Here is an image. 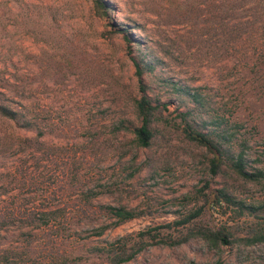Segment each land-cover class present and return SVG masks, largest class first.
Instances as JSON below:
<instances>
[{
	"label": "rangeland",
	"instance_id": "rangeland-1",
	"mask_svg": "<svg viewBox=\"0 0 264 264\" xmlns=\"http://www.w3.org/2000/svg\"><path fill=\"white\" fill-rule=\"evenodd\" d=\"M104 1L106 16L92 0H0V105L18 119L0 115V264H110V244L180 219L205 185L264 201L261 184L211 176L204 150L178 135L142 149L120 127L139 125L131 60L143 57L148 95L169 103V119L188 102L169 82L198 91L237 123L248 170H264V0ZM107 206L145 214L114 227ZM244 218L200 220L236 238ZM124 264H264V243L192 238Z\"/></svg>",
	"mask_w": 264,
	"mask_h": 264
},
{
	"label": "trees",
	"instance_id": "trees-1",
	"mask_svg": "<svg viewBox=\"0 0 264 264\" xmlns=\"http://www.w3.org/2000/svg\"><path fill=\"white\" fill-rule=\"evenodd\" d=\"M92 3L94 9L102 16L113 12V7L104 0H92ZM123 38L129 41L126 32ZM131 61L140 93L139 97L133 101L139 125L132 129L123 124H120V127L122 130L132 133L133 141L138 148L149 149L156 140L163 138L166 132H172L185 143L204 150L207 171L211 176L230 172L246 183L261 184L264 187V170H248V141L244 137L239 138L240 130H238L237 123L225 116L224 113H218L216 109L209 112L208 104L198 91H192L182 86L177 87L172 82H169V85L174 89V92L180 97L182 95L188 99V102L181 98L180 104L175 109L176 116L169 119L165 115L168 112L169 103L161 102L157 96H149L148 87L144 83V74L152 72L154 69L152 64L145 62L143 57L132 58ZM0 115L18 121L15 112L4 105H0ZM194 197V208L180 219L122 236L110 244L109 263H127L146 246H178L192 238L202 239L214 247L230 245L234 241L242 242L245 245L264 243V201L258 204L246 203L243 199L236 198L227 187L210 190L208 185L196 190ZM199 202L201 204L197 206ZM103 209L114 220L112 224L114 227L145 214L143 211L125 207L107 206ZM205 211L210 212L211 215L213 213L226 215L230 211L233 219L236 220L245 217L243 219L245 222L235 223L238 231L244 232L245 236L234 238L232 226L227 227L221 224L218 227H209L201 224L200 219L204 216ZM248 217L251 219L247 223ZM161 230L177 231L179 236L172 238L170 234L160 237ZM182 230L185 233H182Z\"/></svg>",
	"mask_w": 264,
	"mask_h": 264
}]
</instances>
